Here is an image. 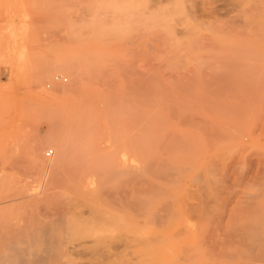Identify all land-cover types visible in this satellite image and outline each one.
<instances>
[{"label": "rangeland", "instance_id": "374dc122", "mask_svg": "<svg viewBox=\"0 0 264 264\" xmlns=\"http://www.w3.org/2000/svg\"><path fill=\"white\" fill-rule=\"evenodd\" d=\"M134 263L264 264V0H0V264Z\"/></svg>", "mask_w": 264, "mask_h": 264}, {"label": "bare ground", "instance_id": "6f19581e", "mask_svg": "<svg viewBox=\"0 0 264 264\" xmlns=\"http://www.w3.org/2000/svg\"><path fill=\"white\" fill-rule=\"evenodd\" d=\"M93 26H94V24H93ZM62 147V146H61ZM63 150H64V148H63ZM62 150V151H63ZM54 157V156H53ZM82 166V165H81ZM90 170H91V168H90ZM89 169H88V171H86V170H84V169H82L81 171H80V174H81V178L84 180V182L85 183H88L89 185H91V186H93L95 183H98V182H101V180H103V178H105L106 177V175H105V177H104V175H101V174H99V170L97 171V169L95 170V168L94 169H92V171L93 172H95L96 174H91V173H88V172H91ZM101 172V171H100ZM98 173V174H97ZM106 173V172H105ZM113 173H115V172H113ZM112 173V174H113ZM117 173V172H116ZM115 173V174H116ZM112 174H110L111 176H113ZM114 174V175H115ZM111 176H109L111 179H112V177ZM63 177H65V176H63ZM73 176H71L70 178L68 177V179H70V180H72L71 178H72ZM108 177V178H109ZM75 178V177H74ZM198 178H200V177H198ZM202 178V177H201ZM107 180V179H106ZM120 180V179H119ZM200 180V179H199ZM74 181V180H73ZM72 181V182H73ZM79 181V180H78ZM109 181H112V180H109ZM75 182V181H74ZM80 182H82V181H80ZM101 184H103V183H101ZM105 184V183H104ZM100 185V184H99ZM228 185V184H227ZM90 186V187H91ZM101 186V185H100ZM102 187V186H101ZM94 188V187H93ZM93 188L92 189H90V190H93ZM98 188V187H97ZM95 189V188H94ZM89 190V189H88ZM107 190H109L108 188H107ZM84 191H86V190H84ZM101 191V193H102V190H100ZM200 191V190H199ZM89 192V191H88ZM125 193L126 192H124V190H116V191H109V192H105L103 195L102 194H100L101 196H104V201H106L105 203H107V205H106V212L107 213H120V212H123V211H125V209H129L130 208V206H131V208L133 209V207L132 206H134L135 205V201H134V203L133 202H131L130 204H132V205H130L129 206V204H127V200H126V197H125ZM103 201V200H102ZM101 202V201H100ZM149 202V201H148ZM102 203H104V202H102ZM104 203V204H105ZM103 204V205H104ZM134 204V205H133ZM247 204V203H246ZM144 205V204H143ZM146 205V204H145ZM129 206V207H128ZM136 206V205H135ZM99 207V206H98ZM105 207V206H104ZM104 207H103V209H104ZM142 207V206H141ZM89 208V207H88ZM135 208L136 207H134V210H135ZM143 208V207H142ZM161 208V207H160ZM89 209H91V210H88V211H93V209L95 210V209H97V208H95V207H91V208H89ZM132 209H131V212H133L132 211ZM139 209H141V208H139ZM138 209V210H139ZM161 210V209H160ZM145 211V210H144ZM164 211V210H163ZM146 213V212H145ZM93 214H94V211H93ZM142 214V215H141ZM182 214V213H181ZM146 215V214H145ZM148 215H150L151 216V219H149V220H152V225L153 226H157L158 224H159V222H160V220L163 218H161L160 219V217H158V215L156 216V214H154V213H151V214H147V216ZM139 216L140 217H144V214L143 213H140L139 214ZM146 216V217H147ZM150 216H148V217H150ZM163 216V215H162ZM136 217V216H135ZM145 218V217H144ZM139 219H141V218H139ZM141 221V220H140ZM143 221V220H142ZM145 221V220H144ZM163 221H164V219H163ZM196 221H197V219H196ZM147 222V221H146ZM141 223V222H140ZM150 223V222H149ZM149 226V225H148ZM150 228H153V227H150ZM155 230V229H154ZM158 233V232H157ZM187 233V232H186ZM251 238V237H250ZM151 239V238H150ZM152 239H154V237L152 238ZM158 238H157V236H156V240H157ZM249 239V238H248ZM154 241V240H153ZM252 241V240H251ZM262 242V241H261ZM245 244V243H244ZM255 247V246H254ZM251 248V247H250ZM250 248H248V249H250ZM18 255V254H17ZM14 257V256H13ZM22 257V256H21ZM21 257H19V258H21ZM18 258V259H19ZM21 260V259H20ZM43 261V260H42ZM20 262V261H19ZM41 262V261H40ZM45 262V261H44ZM43 262V263H44ZM135 264V263H134Z\"/></svg>", "mask_w": 264, "mask_h": 264}, {"label": "built area", "instance_id": "2783aa9c", "mask_svg": "<svg viewBox=\"0 0 264 264\" xmlns=\"http://www.w3.org/2000/svg\"><path fill=\"white\" fill-rule=\"evenodd\" d=\"M51 154H52V152L49 151V152L46 153V156H50Z\"/></svg>", "mask_w": 264, "mask_h": 264}]
</instances>
